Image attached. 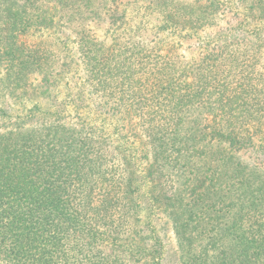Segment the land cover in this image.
<instances>
[{
  "label": "trees",
  "instance_id": "16d2710c",
  "mask_svg": "<svg viewBox=\"0 0 264 264\" xmlns=\"http://www.w3.org/2000/svg\"><path fill=\"white\" fill-rule=\"evenodd\" d=\"M243 1L264 16V0ZM226 5L0 0V264L145 252L143 199L174 218L180 239L228 237L232 261L264 264V50L244 22L221 25ZM174 38L197 41L198 57L163 53ZM71 43L89 102L67 108L58 87L74 76ZM17 95L46 102L19 110L5 102Z\"/></svg>",
  "mask_w": 264,
  "mask_h": 264
},
{
  "label": "rangeland",
  "instance_id": "374dc122",
  "mask_svg": "<svg viewBox=\"0 0 264 264\" xmlns=\"http://www.w3.org/2000/svg\"><path fill=\"white\" fill-rule=\"evenodd\" d=\"M227 5L225 6L226 13L225 15H220V23L223 26L235 25L239 20L245 23V26L250 28L251 33L247 34L248 38L254 39L258 45L264 50V16L261 15L262 8H259L255 11L258 18L248 12L249 5L247 2L241 0H225ZM219 15V14H218ZM250 16V17H249ZM249 17V18H248ZM152 18L147 17V20ZM248 21V22H246ZM249 21H251L249 23ZM249 24V25H248ZM95 34L98 36L104 37L105 28L104 26L91 24ZM47 32L42 38L44 41H53L52 36H48ZM34 37L22 36V39L31 42ZM40 39V37H37ZM181 39H170L166 43L163 53L167 52L168 49H177L182 55L186 58V61H189L191 58L198 57L200 53V45L197 41H180ZM69 45V43H67ZM55 49L59 47L58 45L53 46ZM69 54L74 59L72 64L74 76L68 75L60 81L58 92L59 101H63L61 107L67 106V108H72V106H84L88 104V100H84L82 94V83L83 77L82 73L79 71L80 68L77 65L80 63L78 61V54L76 53V47L74 43L70 44ZM4 66H0V76L5 72ZM66 73V72H65ZM38 81H36L37 83ZM71 86L70 94L66 97V92ZM17 102H15L13 96H6L5 102L10 106H15L16 109H22L26 107L33 106L36 102L41 104L46 102V99L43 96L31 97L27 99L25 95L15 97ZM15 102V103H14ZM73 112H67V115H73ZM130 123L136 129L138 134H141L142 130L139 126V118L131 117ZM247 157V155H245ZM264 163V162H261ZM264 165V164H263ZM264 167V166H263ZM194 183H191L193 186ZM195 195V194H194ZM191 190L188 192L185 191L184 201L190 200L194 197ZM152 201V200H151ZM148 199H143L142 204L143 208L138 210L139 220L136 222L137 225L142 227L140 236H138L140 241H144V246H146L145 252L139 251L135 252L133 250V256L131 258L127 257V250L123 247L119 248H108L107 253L113 252L114 255L110 260L115 259V264H237L230 258V251L233 247V243L228 237H220L216 239L200 238L193 237L192 234L188 235V232L183 233V239L178 237L175 231L173 230L174 218L162 213L155 212V209L152 207V202ZM165 199H162L159 204L162 208L165 207ZM181 205L183 202H180ZM172 216V215H171ZM174 216V215H173ZM176 219V217H175ZM191 220V224L193 222ZM256 219V217H255ZM226 220L223 217L220 221V225ZM133 221V220H132ZM218 221V220H216ZM215 221V222H216ZM132 223V222H131ZM219 225V226H220ZM126 227H122L124 229ZM214 227H208V235L212 234ZM187 231V229H185ZM143 236V238H141ZM186 237V238H184ZM187 261H185V260Z\"/></svg>",
  "mask_w": 264,
  "mask_h": 264
}]
</instances>
